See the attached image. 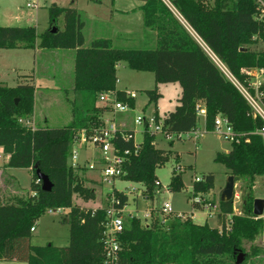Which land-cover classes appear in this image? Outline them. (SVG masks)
Wrapping results in <instances>:
<instances>
[{"label": "trees", "instance_id": "16d2710c", "mask_svg": "<svg viewBox=\"0 0 264 264\" xmlns=\"http://www.w3.org/2000/svg\"><path fill=\"white\" fill-rule=\"evenodd\" d=\"M71 4L61 6L53 2L48 7L51 27L43 32L35 26L0 25V49H74V91L80 95L77 103L72 102L73 119L69 124L31 128L20 120L33 115L36 85L10 86L0 80V146L9 155L4 166L31 169L34 177L30 191L14 195L9 201L0 198V260L27 264H104L102 235L106 208H82L73 203L74 193L90 200L95 198V190L84 186L77 173L86 168H74L69 157L77 132H92L101 123L106 109L98 104L101 92L116 91L119 100L135 105V98L117 88V67L125 61L133 70L154 73L156 85L146 90L147 105L157 104L162 95L159 84L180 83L178 103L164 117L169 132L179 135L197 130V106L203 102L207 130L215 129L216 116L222 114L237 132L244 134L231 144L229 152H217L214 160L225 164L235 182L243 181L246 192L244 212L233 214L230 226L225 216L234 211L235 192L230 199H220L221 228L196 222L190 215L166 223L155 217L149 227L142 225L140 217H127L120 235V263L231 264L228 258L246 250L248 241L264 236V217L253 213L254 186L257 177L264 175V136L258 133L264 127V119L254 116L253 107L216 59L239 83L255 93L248 72L264 68V48L250 47L264 42V22L256 17L259 2L145 0L144 25L157 32V41L154 47L142 48L118 47L111 38L104 37L85 46V21L81 11ZM259 90L264 102V81ZM156 113L160 116L157 105ZM155 141V135L145 133L138 151L134 152L132 139L118 140L121 148L133 150L122 179L142 183L150 198L161 187L156 169L172 155L171 150L158 148ZM176 159L179 161L178 154ZM37 169L50 177L53 183L50 191L42 189ZM184 171L174 168L170 190L184 188ZM215 178L209 172L201 180H194L193 196L210 192ZM116 194L119 206L129 203L127 193L116 191ZM193 204L201 208L199 203L193 201ZM54 207L69 209V245H33L31 228ZM258 250L252 244L250 252H244L246 258Z\"/></svg>", "mask_w": 264, "mask_h": 264}, {"label": "rangeland", "instance_id": "374dc122", "mask_svg": "<svg viewBox=\"0 0 264 264\" xmlns=\"http://www.w3.org/2000/svg\"><path fill=\"white\" fill-rule=\"evenodd\" d=\"M213 3L214 0H206ZM36 2V7H29L27 4ZM56 2L58 5H70L71 0H0V25L2 26H35L39 32L51 27L49 22L48 7ZM77 7L82 6L83 0H75ZM88 22L87 36H90L91 15L85 13ZM58 25L63 26L62 19ZM253 49H262L264 44L250 45ZM49 55H36L34 49L15 48L0 49V80L10 86L19 83H33L40 87L43 95L35 100L36 121L33 115L29 117L34 126L39 127H62L69 124L73 119L72 102L79 101L80 95L74 91V68L75 54L74 49H48ZM117 75L120 84H126L129 89L138 93L137 105L135 111L127 113L126 119L133 125V117L144 111L146 104L149 102L147 89L155 87V75L151 71H137L129 68L125 61L119 63ZM259 80L264 81V73H257ZM256 79V78H255ZM159 92L162 94L157 101L147 105L148 112H156V105L160 116L165 117L167 113L174 110L181 93V85L178 82L162 83L158 85ZM202 103V102H201ZM206 118L199 117L197 131L183 137H175L169 140L158 134L156 137V146L171 150L170 160L156 169V175L161 183V187L156 190L155 197L150 198L144 192V186L140 182L116 179L113 184L105 183L102 186L100 176L96 172L88 170H77L82 184L95 190V198L86 200L78 192L73 195V203L82 208H102L108 203V193L112 188L118 191H124L129 195V203L124 214L138 213L141 217L142 225L152 224L155 217L160 220L165 217L158 212L165 202H170L174 213L168 215V220L175 217L186 218L192 216L196 222H208L214 227L221 228V219L218 216L219 201L231 175L230 170L225 164L215 161L217 152H224L231 148V143L222 138L214 130L206 129ZM195 132L197 135L195 136ZM81 138V134L77 132ZM144 135L141 127H136V141L142 142ZM179 156V161L176 155ZM4 163V154L0 150V164ZM180 165L184 171V188L181 191H172L169 188L174 168ZM19 181H14L7 172L4 165H0V198L2 201H9L14 195L25 194L30 191L31 180L34 179L31 169L17 168L13 170ZM213 172L216 176L214 188L207 193H200L204 199L201 208L194 207L193 204V182L196 176H202L206 173ZM38 181L37 179H35ZM4 183V184H3ZM254 191L256 197L264 198V175L258 176ZM234 211L225 216L227 225L230 226V220L233 214H243V196L245 194V184L239 180L235 182ZM210 205V209L205 207ZM153 210V218H145V211ZM213 211L214 215L209 217L208 213ZM181 213V216H179ZM264 217V216H263ZM69 209L63 213H49L48 211L35 224L36 230L32 231L31 242L33 245H47L53 243L56 246L66 247L70 243L69 230ZM257 245L259 250L256 254L247 256L240 264H264V236L260 235L254 242L246 243V250L250 252L251 245ZM228 258L231 264H237L236 259ZM0 264H27L25 261L18 260H0Z\"/></svg>", "mask_w": 264, "mask_h": 264}, {"label": "built area", "instance_id": "2783aa9c", "mask_svg": "<svg viewBox=\"0 0 264 264\" xmlns=\"http://www.w3.org/2000/svg\"><path fill=\"white\" fill-rule=\"evenodd\" d=\"M259 2L257 19L264 22V0H257ZM29 7H36V2H29ZM264 44V42H263ZM216 61L222 66L225 73L235 82L241 92L244 94L248 102L251 104L254 110V116H261L264 119V102L262 101L263 93L259 90L260 85L263 81L259 80L257 73H264V68L261 69H250L249 74L252 76L250 84L255 90L252 93L251 90L241 83H239L230 72L216 59ZM256 78V79H255ZM128 97L135 98L138 96L135 90H125ZM98 104L105 106L106 109L101 116V123L95 127L92 132L87 133L86 130H81V138L77 134L75 141L72 145L71 154L69 157V163L74 168L85 167L86 170L96 172L100 176L102 186L105 183L114 185L116 179H122L125 174V165L129 160L132 149H123L120 147L118 140H133L134 141V152H137L142 142L136 141V127H141L143 135L149 133L151 135L161 134L165 138L172 140L175 137H183L184 135L190 134L191 132L181 133L179 135L171 133L165 128L164 117L158 116L157 113L148 112L146 107L142 113H139L133 117V125L131 126L130 121L126 119L127 113L135 111L134 106L128 102H123L118 99L116 91H104L98 95ZM198 117L206 118V107L203 103H199L197 106ZM24 125L35 128L34 122L30 118L20 120ZM197 131V130H195ZM215 132H217L222 138L231 144L235 141H239L244 135L234 129L232 122L229 118L222 114H218L215 119ZM258 133L264 136V127L258 131ZM197 132H195V136ZM249 141V138H246ZM87 149L92 150L91 157L87 156ZM177 171H182L183 168L180 165L176 166ZM202 176H196L194 180H201ZM118 191L115 187L112 188L108 193V203L106 204V219L104 222V231L102 235L103 249H104V264H121L120 263V250L121 241L120 235L124 230V224L126 215L124 214L127 205L119 206L120 199L116 194ZM124 192V191H123ZM239 198V195H235ZM193 201L203 204L204 199L201 195L197 194L193 196ZM208 205L205 207L210 209ZM215 207L219 205H214ZM65 207H54L48 210L49 213H63ZM97 209V208H94ZM153 210L147 209L145 211V218H153ZM158 212L165 215L161 219L162 223H166L169 219L168 215L174 213V209L170 202H165L164 205L158 209ZM181 216V213H179ZM241 214V213H240ZM209 217L214 215L213 211L210 210L208 213ZM137 216L138 213H128V217ZM264 216V215H263ZM259 217V216H257ZM141 218V217H140ZM151 224H148L149 227ZM35 226L31 228L35 231Z\"/></svg>", "mask_w": 264, "mask_h": 264}, {"label": "crops", "instance_id": "0c3cea01", "mask_svg": "<svg viewBox=\"0 0 264 264\" xmlns=\"http://www.w3.org/2000/svg\"><path fill=\"white\" fill-rule=\"evenodd\" d=\"M144 2L145 0H100V2L83 0V5H77V8L81 11L85 21V27L83 30L85 35V46H90L92 41L96 38L104 37L111 38L113 44L118 47H154L157 41V32L144 25V14L142 10ZM70 3L76 4L75 0H71ZM85 13L86 15L90 14L92 17L91 26L89 27L90 36H87L86 30L88 22L85 18ZM47 50L48 49L37 48L35 49V52L36 55L45 56L49 55ZM36 87L37 101L38 97L43 95V91L39 86L36 85ZM117 88L124 91L131 90L126 84H120L119 77ZM137 98L138 96L135 99L136 102L134 109H136ZM33 119L36 121L35 114L33 115ZM230 149H227L224 152H229ZM0 150H2L4 154V163L0 165H5L8 162L9 155L4 152L3 147L1 146ZM91 154L92 150L87 149V156L91 157ZM5 168L15 182L19 181L17 175L13 172V170L17 168Z\"/></svg>", "mask_w": 264, "mask_h": 264}, {"label": "water", "instance_id": "95a60500", "mask_svg": "<svg viewBox=\"0 0 264 264\" xmlns=\"http://www.w3.org/2000/svg\"><path fill=\"white\" fill-rule=\"evenodd\" d=\"M53 31L56 30V27L52 28ZM37 175L39 180L42 181V189L45 191H50L53 187V183L50 179V177L41 171V169H37ZM235 191V178L233 175H230L228 178L227 185L225 187V190L222 195V199H230L233 197ZM253 213L256 216L262 217L264 215V198L256 197L254 200V208ZM246 258V255L244 252H240L237 257V264H240L243 262V260Z\"/></svg>", "mask_w": 264, "mask_h": 264}]
</instances>
